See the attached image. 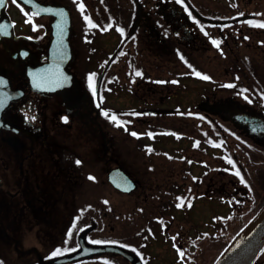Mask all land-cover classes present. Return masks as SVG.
<instances>
[{
    "label": "flooded vegetation",
    "instance_id": "flooded-vegetation-1",
    "mask_svg": "<svg viewBox=\"0 0 264 264\" xmlns=\"http://www.w3.org/2000/svg\"><path fill=\"white\" fill-rule=\"evenodd\" d=\"M48 5L79 81L50 93ZM262 24L264 0H0V264H215L262 190Z\"/></svg>",
    "mask_w": 264,
    "mask_h": 264
},
{
    "label": "water",
    "instance_id": "water-1",
    "mask_svg": "<svg viewBox=\"0 0 264 264\" xmlns=\"http://www.w3.org/2000/svg\"><path fill=\"white\" fill-rule=\"evenodd\" d=\"M57 8L58 11H51L50 8ZM46 11L53 13V38L49 46V59L40 65L31 78V84L41 92H49L52 86L54 88H63L59 82L63 83L66 79V90L70 83L78 79L69 65L73 59V49L71 44V16L65 6L48 5ZM53 84V85H52ZM79 85V84H78ZM264 244V205L254 216V218L242 229V231L233 239L228 248L220 256L215 264H250L254 257ZM101 248H112L111 246H102L86 248L85 244L79 250L61 257L43 260L40 257V264H55L68 259H73L86 252L100 250Z\"/></svg>",
    "mask_w": 264,
    "mask_h": 264
},
{
    "label": "trees",
    "instance_id": "trees-1",
    "mask_svg": "<svg viewBox=\"0 0 264 264\" xmlns=\"http://www.w3.org/2000/svg\"><path fill=\"white\" fill-rule=\"evenodd\" d=\"M247 178H248V186L250 188H254L253 190V194L255 195V193L257 192L256 190L259 188L258 185H255V182L253 181H260L262 184V190L260 189L259 192H257V194L260 195V199H258L257 204L256 203H252L253 206V210L251 214H248L245 218V223H248L249 220L253 217V215L259 210L260 206L262 205V203L264 202V164L262 166H258L256 168H253L251 170H248L247 173ZM250 181V182H249ZM244 225L242 227H244Z\"/></svg>",
    "mask_w": 264,
    "mask_h": 264
},
{
    "label": "snow or ice",
    "instance_id": "snow-or-ice-1",
    "mask_svg": "<svg viewBox=\"0 0 264 264\" xmlns=\"http://www.w3.org/2000/svg\"><path fill=\"white\" fill-rule=\"evenodd\" d=\"M15 2H16V0H13V3H15ZM177 2H181V0H177ZM79 7H80L81 12H83V11H84V6H83V4H80ZM86 20H87V17H86ZM88 23H89V26H90V27H95V25H92V24H91V21H88ZM259 27H264V24L259 25ZM117 30L120 31L119 29H117ZM136 75H140V73L137 72ZM197 75H199V74H197ZM202 78H203V79H208L207 76H204V77H202ZM89 79L91 80V77H90ZM173 83H175V82H173ZM90 86H91V85H90ZM228 87H232V85H228ZM104 115L107 116L108 113H104ZM111 119H112L113 121H116V117H115V116L111 117ZM117 126H121V125L117 122ZM132 135L135 136V135H137V134H136V133H132ZM76 163H77V164H80V161H76ZM228 163L231 164L232 161L229 160ZM235 174H236L237 176L240 175L239 171H237ZM89 179H92V177H89ZM178 199H180V198H178ZM182 204H183V202H181V204H178L177 206L180 207V206H182ZM188 206L190 207L191 205L189 204ZM93 242H94V243H101L100 241H93ZM55 254H59V250H57V253H55ZM179 255H180L181 257H183V256H184V253H183L182 251H180V252H179Z\"/></svg>",
    "mask_w": 264,
    "mask_h": 264
},
{
    "label": "rangeland",
    "instance_id": "rangeland-1",
    "mask_svg": "<svg viewBox=\"0 0 264 264\" xmlns=\"http://www.w3.org/2000/svg\"><path fill=\"white\" fill-rule=\"evenodd\" d=\"M42 252L46 253V252H50V250L48 251L47 249H43L41 250ZM24 254V253H23ZM26 254V253H25ZM28 254V253H27ZM29 255V254H28ZM9 260V259H8ZM9 262V261H8ZM24 264V263H23Z\"/></svg>",
    "mask_w": 264,
    "mask_h": 264
}]
</instances>
